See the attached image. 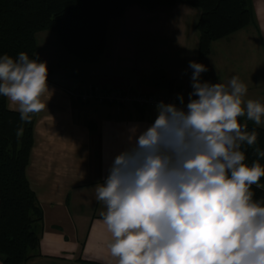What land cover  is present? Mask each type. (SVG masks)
I'll return each mask as SVG.
<instances>
[{
    "label": "clouds",
    "instance_id": "clouds-1",
    "mask_svg": "<svg viewBox=\"0 0 264 264\" xmlns=\"http://www.w3.org/2000/svg\"><path fill=\"white\" fill-rule=\"evenodd\" d=\"M189 68L186 106L160 101L151 125L130 126L127 146L95 187L110 255L117 264H264V197L252 190L261 187L264 150L238 120L261 125L264 104L244 99L238 76L210 83L200 79L205 65ZM49 92L46 62L0 55V96L17 106L21 122L47 107ZM243 145L257 157L250 165Z\"/></svg>",
    "mask_w": 264,
    "mask_h": 264
},
{
    "label": "crops",
    "instance_id": "crops-1",
    "mask_svg": "<svg viewBox=\"0 0 264 264\" xmlns=\"http://www.w3.org/2000/svg\"><path fill=\"white\" fill-rule=\"evenodd\" d=\"M128 10L117 21L107 20L104 49L94 61L57 51V46L62 47L51 30L35 34L36 54L51 70L50 92L42 98L47 107L34 113L33 145L26 167L30 188L42 210V218L34 226L38 244L22 264H117L108 249L110 233L102 222L106 207L96 199L95 187L104 182L112 159L127 146V129L132 125L146 128L157 115L149 107L76 101L67 90L94 87L182 95L186 106L192 83L179 77L189 78V62L196 61L208 69L201 74L202 81L227 85L238 76L247 86L244 99L264 104V24L260 23L262 30L254 27L258 33L244 32V28L225 37L233 36L235 43L238 35L236 48L226 47V42L216 50L213 41L210 53L200 57L198 13L179 3L168 10L146 12L138 5L128 6ZM160 29L161 34L157 33ZM136 31L148 33L149 50L138 52ZM151 45L162 49L153 53ZM158 56L164 64L151 66ZM157 71L164 72L175 87L155 86L152 75ZM7 106L17 111L8 100ZM238 120L249 121L246 117ZM259 126L264 128V123Z\"/></svg>",
    "mask_w": 264,
    "mask_h": 264
},
{
    "label": "trees",
    "instance_id": "trees-1",
    "mask_svg": "<svg viewBox=\"0 0 264 264\" xmlns=\"http://www.w3.org/2000/svg\"><path fill=\"white\" fill-rule=\"evenodd\" d=\"M185 3L200 11L196 23L198 54L210 53L212 42L246 28L254 21L249 0H0V55L13 58L26 52L30 59L36 54L35 34L52 30L68 55L94 61L103 51L107 20L123 14L131 4L150 10L160 6ZM41 61V60H40ZM51 70L48 68V75ZM157 87L172 89L175 83L165 73L152 75ZM107 104V103H106ZM115 105V104H114ZM23 123L20 113L7 106L0 96V260L2 264H22L38 244L35 223L42 218L41 206L26 177L33 145L34 114ZM247 130L258 133L257 145L264 150V128L246 121ZM23 133L17 136V130ZM249 165L257 157L253 148L242 146ZM264 166V158H259ZM261 187L252 186L254 198L264 197Z\"/></svg>",
    "mask_w": 264,
    "mask_h": 264
},
{
    "label": "built area",
    "instance_id": "built-area-1",
    "mask_svg": "<svg viewBox=\"0 0 264 264\" xmlns=\"http://www.w3.org/2000/svg\"><path fill=\"white\" fill-rule=\"evenodd\" d=\"M66 92L71 98L80 102L92 101L99 104L107 103L126 107H149L152 109H156V105L160 101L175 103L180 107L184 106L180 104L177 96L170 94H147L131 90H101L94 87L83 90H67Z\"/></svg>",
    "mask_w": 264,
    "mask_h": 264
},
{
    "label": "rangeland",
    "instance_id": "rangeland-1",
    "mask_svg": "<svg viewBox=\"0 0 264 264\" xmlns=\"http://www.w3.org/2000/svg\"><path fill=\"white\" fill-rule=\"evenodd\" d=\"M179 3V5H184V6H186V7H188L189 9H191L192 11H194V12H196V13H200V11L198 10V9H196V8H192V7H190V6H188L187 4H185V3H181V2H177L176 4H178ZM249 4H250V6H251V10H252V12H253V16H254V23L256 24H251V25H249L247 28H245V30H243L244 32H251V33H258V31L254 28L255 26H257V27H259L261 30H262V28H261V25H260V23H262V24H264V0H249ZM138 4H131V6H137ZM131 6H129V7H131ZM138 6H140L144 11H146V12H148V11H150V9H148V8H146V7H144V6H141V5H138ZM157 9H160V10H168L169 9V6H160V7H156ZM156 8H154V9H156ZM126 10H128V7L126 8ZM129 12L131 11V8H129V10H128ZM122 15H124V14H121V15H117V16H111V17H109L110 18V20L109 21H117V20H115V19H117L116 17H118V16H122ZM174 15V14H173ZM171 16V15H170ZM184 16H186V15H184ZM257 17H261V19L260 18H257ZM108 18V19H109ZM258 24V25H257ZM160 27H162V25H160ZM52 31V30H51ZM133 31V29H129L128 30V32L130 33V32H132ZM161 29L160 30H158L157 31V33H159V34H161ZM195 31V30H194ZM137 32V31H136ZM196 32V31H195ZM137 33H139V38H140V41L138 42V45L136 46V49L137 50H139L138 52H142L141 50H149V44H147L148 42L147 41H149V39H146V35L148 34L147 32H137ZM231 38L233 37V36H230ZM239 36L238 35H236V38H235V43L233 42V41H231V38H227V39H225L224 38V40H222V39H218V40H215V44H213V47H214V49H219V50H221L222 49V46H223V44L224 43H226L227 42V45H225L226 47H229V48H236L237 46H238V38ZM258 38H260L259 37V34H258ZM192 40H193V38L191 37V39L189 40V42H192ZM57 41H59V40H57ZM217 41V42H216ZM50 42V41H49ZM160 43H162V42H159V43H156V45L157 44H160ZM53 44L50 42V46H52ZM60 45V44H59ZM146 45L148 46V47H146ZM59 47H61V45L59 46ZM59 49H62V48H58V46H57V51L59 50ZM151 49H152V51H153V53L155 52V51H157L158 49L159 50H161L162 49V47H154V46H152L151 45ZM41 52H43V50H40ZM61 51H63V49L61 50ZM65 53V52H64ZM66 54V53H65ZM73 57V56H72ZM167 61V60H166ZM165 61V62H166ZM159 62H162L163 64H164V60H163V57L162 58H160L159 56H158V58L156 57L155 58V62L151 65V66H153V65H155V64H159ZM198 63H200V62H198ZM191 70V69H190ZM146 73H148V72H146ZM184 73V72H183ZM179 79H181L182 81H185V82H187V83H189V82H191L190 80H191V75H190V77L189 78H186V77H184V76H180L179 77ZM179 95V94H178Z\"/></svg>",
    "mask_w": 264,
    "mask_h": 264
}]
</instances>
